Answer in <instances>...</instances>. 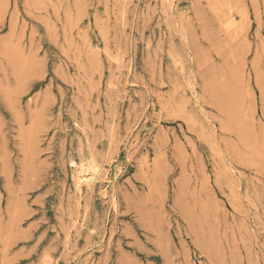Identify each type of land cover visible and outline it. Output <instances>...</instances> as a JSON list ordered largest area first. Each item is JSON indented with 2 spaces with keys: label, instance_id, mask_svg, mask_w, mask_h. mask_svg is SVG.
<instances>
[{
  "label": "rangeland",
  "instance_id": "1",
  "mask_svg": "<svg viewBox=\"0 0 264 264\" xmlns=\"http://www.w3.org/2000/svg\"><path fill=\"white\" fill-rule=\"evenodd\" d=\"M0 264H264V0H0Z\"/></svg>",
  "mask_w": 264,
  "mask_h": 264
}]
</instances>
